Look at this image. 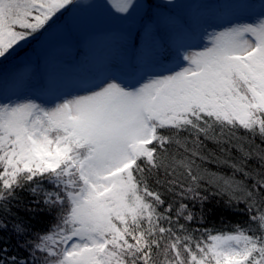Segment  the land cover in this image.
I'll list each match as a JSON object with an SVG mask.
<instances>
[{"label":"snow or ice","instance_id":"6c2138e0","mask_svg":"<svg viewBox=\"0 0 264 264\" xmlns=\"http://www.w3.org/2000/svg\"><path fill=\"white\" fill-rule=\"evenodd\" d=\"M106 3L124 17L142 7ZM148 8L150 49L124 70L138 86L109 68L85 94L45 106L27 93L54 92L55 72L39 89L30 59L0 76V233L11 222L17 249L27 252L9 255L11 237L0 236V264H264V3L258 11L247 0L222 5L221 16L254 18L229 21L202 50L184 52L176 21ZM82 10L78 0H0V61ZM164 26L176 30L173 67L156 39ZM213 164L232 174L206 166ZM19 191L33 199L25 204ZM221 200L247 214L245 226L203 227L207 205ZM20 211L55 222L30 233Z\"/></svg>","mask_w":264,"mask_h":264},{"label":"rangeland","instance_id":"374dc122","mask_svg":"<svg viewBox=\"0 0 264 264\" xmlns=\"http://www.w3.org/2000/svg\"><path fill=\"white\" fill-rule=\"evenodd\" d=\"M82 7V11L69 14L67 19L59 24V28L54 30L50 34H46L41 38L44 44L43 50L47 54L52 47L67 46L70 49L75 43L81 42L85 39H91V42L98 41L100 36H107V32L114 31L116 34H120L124 39L128 40L133 35V32L137 27L143 24L149 23L145 17V12L149 11V4L147 0H135L136 3L142 7L131 16H119L115 14L107 5L106 0H95L90 2L86 0H78ZM151 13L154 17H172L176 21L177 29H182L181 37L185 48L180 51H199L207 44L209 39L208 34L220 31L224 27L228 26L229 21L232 22H250L254 17L250 13H237L230 14L226 20L215 19V17L209 13L208 6H214L215 8L226 3L235 2V0H151ZM249 3H253V0H247ZM264 3V0H261ZM169 5L170 8H166L163 5ZM92 5V7H89ZM193 6H199L198 12L194 10ZM154 9L157 11L155 12ZM258 11V7H257ZM177 14V15H176ZM188 15H194L199 17V33L197 37H194L188 32L183 19ZM182 16V17H181ZM181 17V18H180ZM70 24V30H64V25ZM143 27V26H142ZM144 28V27H143ZM175 33V29H172ZM74 41L72 45L69 42L72 35H74ZM117 36V35H116ZM116 36L113 39L103 41L99 44L98 50L95 51L98 61V70L93 76L89 78L70 76L66 80H57V88L54 92H37L29 91L27 94L35 99L38 103H43L45 106H51L54 103L59 102L60 99L65 96L82 95L89 89L95 87L103 80L107 74L106 69H120V80L122 83L128 86H138V77L128 75L124 70L126 64V51L122 47L121 43H118ZM80 39V40H79ZM159 42V37H156ZM72 40V39H71ZM55 46V47H56ZM77 47V46H76ZM73 48H75L73 46ZM150 48V45H149ZM45 55V54H44ZM175 63L167 62L168 67H173ZM32 71L34 73L33 81L37 77V73L32 65ZM33 89H38L36 85H33Z\"/></svg>","mask_w":264,"mask_h":264},{"label":"trees","instance_id":"16d2710c","mask_svg":"<svg viewBox=\"0 0 264 264\" xmlns=\"http://www.w3.org/2000/svg\"><path fill=\"white\" fill-rule=\"evenodd\" d=\"M87 1V0H86ZM90 2H95V0H88ZM148 3L152 4L151 0H147ZM255 5L261 3V0H253ZM166 8H170L169 5H163ZM222 6V5H221ZM214 7L208 6V11L212 14L215 19L226 20L229 18L227 16H221L218 14V9L221 7ZM155 12H157L154 9ZM69 14L65 15L61 18L58 23L66 20ZM177 15V14H176ZM157 17V16H156ZM159 17V16H158ZM182 17V16H181ZM180 17V18H181ZM199 17L194 15H188L186 18L183 19V23L185 24L188 32H190L194 37H197L199 33ZM107 36H100L98 41L91 42V39H85L81 42H77L73 46L68 49L67 46H54L52 49L46 54L43 50L44 44L40 39L30 41L28 45H26L22 49H18L16 56L10 57L7 60L0 61V76H7L12 73L24 60L30 59L33 62L34 70L37 73L36 79L33 81V85L35 84L36 87L39 89L41 84L45 81L48 75L52 72H55L57 80H66L70 76H78V77H85L89 78L93 76L95 70H98V61L97 56L95 55V51L98 50V46L103 41L109 39H113L116 36L118 43L122 44L126 51V64L125 68L129 63L135 61L137 54L146 47L149 48V45L146 44L145 39V32L142 26L136 28L133 32L131 38L128 40L124 39L120 34H116L114 31L107 32ZM75 34L72 35L71 39H69L70 44L72 45ZM159 42L162 43L169 52L168 60L166 63H175V55H176V44L174 42L175 33L172 31L171 28L164 26L161 28L159 34ZM80 40V39H79ZM77 46V47H76ZM150 49V48H149ZM45 54V55H44ZM55 55L57 57V63L55 66L52 65L50 62L51 57ZM86 69V71H84ZM48 92V91H43ZM241 136L247 135L243 131L238 133ZM251 139V137H249ZM259 143V141H256ZM209 148H215V145L209 143ZM219 154V153H218ZM239 154L233 150V156H238ZM209 167L211 171L220 172L225 175H231L232 170L225 166L217 167L216 165H206ZM241 177L237 175V179ZM43 186L47 189H51V185L45 180L43 182ZM18 195L22 198L25 204H28L33 197L29 195L27 191H19ZM219 199V198H217ZM16 201H13L15 204ZM207 207L212 208V213L208 216L207 221L203 225L205 228H216V229H224L226 231H233V225H241L242 227L246 225L248 220L247 214H237L227 208L224 207L223 201L221 200L220 203L217 205L215 201L211 205H207ZM240 208L243 209L244 205L241 204ZM13 212H16L17 209L13 207ZM19 215L26 221V227L30 229V233H42L46 232L49 226L54 223V219L52 216L47 215L46 213H37L35 219L32 218V215L26 213L24 211H20ZM9 221H12L14 218L9 217ZM0 236L11 239L8 242V248L10 249L9 255H18V256H27V252L24 250L17 249V237L15 234L11 232V222H9V231L7 233H0ZM35 239V237H32ZM22 239V238H20ZM4 241L0 240V247H4Z\"/></svg>","mask_w":264,"mask_h":264}]
</instances>
